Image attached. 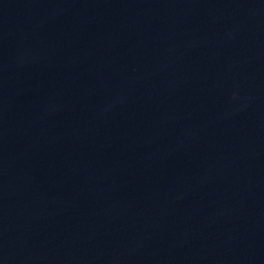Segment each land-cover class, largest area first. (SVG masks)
<instances>
[{"label": "water", "instance_id": "obj_1", "mask_svg": "<svg viewBox=\"0 0 264 264\" xmlns=\"http://www.w3.org/2000/svg\"><path fill=\"white\" fill-rule=\"evenodd\" d=\"M0 264H264V0H0Z\"/></svg>", "mask_w": 264, "mask_h": 264}]
</instances>
